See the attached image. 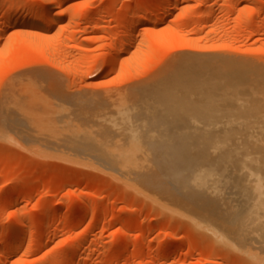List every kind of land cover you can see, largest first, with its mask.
<instances>
[{"label": "rangeland", "instance_id": "rangeland-1", "mask_svg": "<svg viewBox=\"0 0 264 264\" xmlns=\"http://www.w3.org/2000/svg\"><path fill=\"white\" fill-rule=\"evenodd\" d=\"M166 1L0 0V230L25 222L0 264H264L238 236L253 191L196 156L206 130L117 94L185 56L263 68L264 0ZM12 10L56 25L14 27ZM147 14L165 20L137 24L108 77L111 44Z\"/></svg>", "mask_w": 264, "mask_h": 264}, {"label": "bare ground", "instance_id": "bare-ground-1", "mask_svg": "<svg viewBox=\"0 0 264 264\" xmlns=\"http://www.w3.org/2000/svg\"><path fill=\"white\" fill-rule=\"evenodd\" d=\"M45 2L49 6L54 4V0H45ZM31 8H33V6L29 9ZM17 9L15 10L17 11ZM15 10L14 13L13 10L10 12L11 14L8 13L7 15L6 13L7 16L4 17L6 23H11L14 27L16 25L19 26L20 22V24L25 22L26 25L24 23L23 26L26 27H29L30 24L31 27L29 28H31V30L33 27L36 28V30L39 28L50 29L56 25L54 20H46V17H44L46 14L42 16L43 14L41 15V13L40 15L42 18L44 17L42 20L45 19V21H42L41 18L40 20L39 18L35 19V17H33V20L31 18V21H26V19L23 21V19L17 18L19 14L16 15L17 12H15ZM22 11L19 12L21 13ZM165 11L166 10H164V13ZM164 13L162 14L163 17H165V14L167 15V13ZM47 14H49V11ZM4 15L5 14L2 16ZM38 15L39 14H37V16ZM147 15L149 16L146 17L145 15L144 18H138L140 16L135 17V20H133V18L132 22L129 20L127 25L129 28L127 27V31L124 32L125 34L122 36V40H119L120 42L116 41L119 43L115 42L111 44L114 46L115 44L120 45V47H113L114 49L109 51L110 54L105 65L107 67L102 64L103 67H105L104 69H106L102 71L110 72L107 73L108 77L114 72L113 70L117 62H121V55L124 53L126 54L125 50L130 48L133 44V30L136 28L137 24H142L145 21V23H149L150 21L156 23L157 21L165 20L161 18L162 15ZM154 34L151 37L154 38L155 36L154 39H156L157 36L160 37L162 33L160 35ZM166 35L167 34H164V36ZM161 36H163V34ZM164 36L161 42L163 39L165 41ZM22 37L20 38L21 40ZM158 40L159 39H157V42ZM25 42L26 41L22 43ZM44 42L45 41H43V43ZM27 43L29 44L30 42L28 41ZM188 44L190 45V43ZM12 45H16V43ZM40 45L43 44L40 43ZM52 57L56 56L54 55ZM185 57H181L183 59L174 58L175 61L173 60L171 63L164 66V68L162 67L163 69H161L159 73L157 72L154 77L143 82H141L142 79H137V81L140 80V83H132L133 85L118 90L117 94L121 96L142 97L141 100L135 101V103L141 102L147 109L164 115L168 112H177L178 116L176 122L181 126L206 130L208 139L203 142H197V148L195 150L196 156H205L211 161L207 165V172L211 177L220 179L221 176H224L230 180L239 177L242 182V188L246 192L249 190L253 191L250 197H245V213L241 217L238 236L244 242L243 249L264 263V67L261 66L263 68H259L257 66H251L248 62L249 65L238 63L237 61H200L198 56H196L198 59L193 57L195 60H191L192 57L190 59H188L187 56ZM53 60L56 62L59 59ZM129 61L130 59L128 63ZM122 62H124V60ZM125 63L127 62L125 61ZM129 64L132 66V63ZM128 68L130 67H127V69ZM106 72L102 73L106 75ZM134 81L136 82V80ZM163 119L164 121L162 124H174L172 122H175L174 120L168 119V117H164ZM34 146L40 149H48V146L43 144ZM124 166L129 167L128 164H124ZM17 190L18 189L14 188L13 191ZM76 209L73 210L77 211ZM194 219L197 222H201L205 221L206 217L195 216ZM32 220H30L29 223L32 222ZM202 223L203 222H201V224ZM22 224L18 222L16 225L12 226L9 231L0 230L2 238L7 239L4 241L6 244L3 243V247L1 246L0 255L4 254V252L9 253L14 251L12 250L13 247L11 251L7 250V248H9L8 246H11L12 243L16 244L20 238L17 236V233L22 230ZM209 229L218 237H223L225 235L213 229V227H209ZM42 233L41 231L35 232L33 236L39 238ZM46 233H48V231ZM51 233H49V236ZM33 236H31L32 240ZM45 236H47V234H45ZM38 238L34 239V241ZM46 239L48 238L46 237ZM38 246L35 247L38 248ZM79 250L81 249H78L80 253ZM116 251L117 250L114 248L112 253H117ZM80 255H82V251ZM0 259L2 258L0 257Z\"/></svg>", "mask_w": 264, "mask_h": 264}]
</instances>
